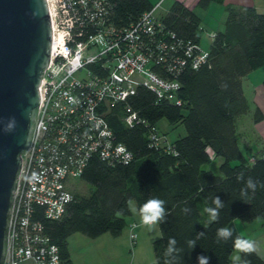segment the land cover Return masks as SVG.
<instances>
[{
  "label": "trees",
  "instance_id": "1",
  "mask_svg": "<svg viewBox=\"0 0 264 264\" xmlns=\"http://www.w3.org/2000/svg\"><path fill=\"white\" fill-rule=\"evenodd\" d=\"M111 1L115 23L135 19L151 4L149 0ZM209 1L196 3L206 6ZM225 11L223 28L211 35L206 60L177 74L180 103L157 98L152 89L138 85L125 102H116L107 111L116 138L132 151V158L109 164L91 156L79 175L92 185L90 191L78 194L72 189L73 196L61 216L40 217L64 263L70 264L67 236L71 232L79 230L89 236L119 233L130 213V198L138 211L149 199L165 202V218L157 223L159 235L151 242L154 258L145 264H199L201 255L209 258V264H229L235 239H245L229 222L264 218V144L244 153L234 126L235 115L248 106L241 76L264 63V11L251 4L236 7L230 3L225 4ZM160 16L164 30L199 41L200 18L182 0H174ZM155 68L166 73L160 64ZM124 103L144 121L125 124L121 118ZM162 116L170 122L180 120L185 127L183 134L170 141V148L149 144L148 126ZM260 116L256 108L253 118ZM210 149L221 156L218 171L202 166L209 160ZM249 178L256 182V190L249 189L242 196ZM217 196L224 206L218 209V219L211 221L205 209L216 207L212 200ZM224 227L234 230L226 241L217 236V230ZM171 238L177 241V251L167 253ZM190 240L196 241L194 248L189 247ZM239 257L235 261L240 264H264L256 251L239 252Z\"/></svg>",
  "mask_w": 264,
  "mask_h": 264
},
{
  "label": "built area",
  "instance_id": "2",
  "mask_svg": "<svg viewBox=\"0 0 264 264\" xmlns=\"http://www.w3.org/2000/svg\"><path fill=\"white\" fill-rule=\"evenodd\" d=\"M160 1L151 2L135 19L115 23L111 0H47L50 48L38 84L32 136L21 152L3 264H64L40 217L64 213L73 196L70 178L80 175L91 156L109 164L132 158L116 138L107 111L125 102L138 85L152 89L157 98L180 103L177 74L206 60L208 50L199 41L162 28ZM158 64L166 73L155 68ZM124 106L125 124L144 121ZM147 134L149 144L170 148L157 124H150ZM137 222L140 214L130 226Z\"/></svg>",
  "mask_w": 264,
  "mask_h": 264
},
{
  "label": "water",
  "instance_id": "3",
  "mask_svg": "<svg viewBox=\"0 0 264 264\" xmlns=\"http://www.w3.org/2000/svg\"><path fill=\"white\" fill-rule=\"evenodd\" d=\"M50 41L47 0H0V264L21 152L32 136Z\"/></svg>",
  "mask_w": 264,
  "mask_h": 264
},
{
  "label": "rangeland",
  "instance_id": "4",
  "mask_svg": "<svg viewBox=\"0 0 264 264\" xmlns=\"http://www.w3.org/2000/svg\"><path fill=\"white\" fill-rule=\"evenodd\" d=\"M52 1L55 2V0ZM149 1L154 2L155 0ZM173 1L174 0H161L157 7V11L164 14ZM182 1L191 7L200 18L199 44L202 48H207L209 46L211 41L209 32L211 30L223 28V21L226 14L225 4L230 3L236 7H240L244 4L239 2V0H210L206 6H199L196 0ZM261 70L263 71V69ZM262 71H258L255 74L260 75ZM81 72L82 71H79L78 73L80 74ZM182 113H185L184 109ZM156 124L168 141H172L176 136L185 132V127L180 120L170 122L166 117L162 116L157 120ZM216 160V158L211 159L208 165L218 170ZM70 182L72 184V189L77 191L78 194H87L92 188V185L83 180L80 176L71 177ZM130 205H134L133 198H130ZM140 225H142L141 222ZM141 227L142 230L144 229L142 235H135L134 241L128 237L127 240L123 241L121 244V250L115 253L112 252L113 250L108 244L101 245L97 235L89 236L79 230L71 232L67 236V241L71 249L72 264H145L153 260L154 254L151 242L154 237L159 235L158 224H155L151 228H146L147 226L143 225ZM232 253L233 255H237L234 249Z\"/></svg>",
  "mask_w": 264,
  "mask_h": 264
},
{
  "label": "crops",
  "instance_id": "5",
  "mask_svg": "<svg viewBox=\"0 0 264 264\" xmlns=\"http://www.w3.org/2000/svg\"><path fill=\"white\" fill-rule=\"evenodd\" d=\"M239 2L254 5L257 10L264 11L263 0H239ZM261 69H263V71ZM258 71H262V73H260V75L255 74ZM263 77L264 63L252 68L247 73L241 76L242 89L247 99L248 106L245 111L235 115L234 126L238 145L240 149L246 154H248L251 147L261 148L264 144V86L262 84ZM256 108L259 112H261V116L257 119H254L253 114ZM209 151L211 153L209 155V160L202 163V166L211 168L214 171H218L210 167L208 165V162L211 159L216 158V166L218 168V163L221 160V156L214 154L211 149ZM129 206L130 213L126 216L127 222L120 230L119 234H112L111 232L104 231L97 235L99 243L101 245L108 244L109 247L113 250V253L119 252L121 250V244L123 243V241H126L128 237H130V232L134 231L136 236H141L143 233L144 229L142 230V225H140V222H137L135 225L130 226V223L132 221H137L139 217V211L136 208L135 201L134 205L131 206L129 200ZM131 208H135L136 212L134 213L133 211H131ZM200 208L203 211L204 207L202 202H200ZM229 225L233 229L237 230L243 237H245V239L254 241V245L257 249L256 252L262 258H264V218L254 217L251 220L246 221L238 220V218H233L229 222ZM67 246L69 251L70 264H72L73 260L68 241ZM233 249L234 247L232 248V252ZM232 252L230 254L232 261H230L229 264H239L235 261V257L239 256V252L235 250V252H237V255H233Z\"/></svg>",
  "mask_w": 264,
  "mask_h": 264
},
{
  "label": "clouds",
  "instance_id": "6",
  "mask_svg": "<svg viewBox=\"0 0 264 264\" xmlns=\"http://www.w3.org/2000/svg\"><path fill=\"white\" fill-rule=\"evenodd\" d=\"M8 129L9 130L11 129V124L9 125ZM249 189H251L253 192L256 190V182H254L252 178H249L247 180L246 187L241 190V195L247 196ZM164 203L165 202L163 200L156 199V198L149 199L146 203H144L139 209V214L141 217V224L143 226H147L151 228L158 222L163 221L166 215ZM212 203L215 204L216 207L215 208L208 207L205 209V211L209 214L211 221H216L219 217L218 209L223 208L224 205L221 203L218 196L212 200ZM131 211L135 213L136 209L131 208ZM184 211H187V208L184 209ZM233 231L234 230L229 229L227 227L220 228L217 230V236L218 238H223L226 241L232 236ZM202 235L203 233L200 234V236ZM176 243L177 241L175 240V238L169 239L168 241L169 246L167 248V253H172L173 251H177L174 247ZM188 245L189 247L194 248L196 245V241L190 240L188 241ZM234 249L237 250L238 252L245 253V254H251L252 252L257 251L254 245V241L243 239L241 237H237L235 239ZM235 259L239 260L240 257L236 256ZM198 261H199V264H209V258L203 255L198 257Z\"/></svg>",
  "mask_w": 264,
  "mask_h": 264
}]
</instances>
